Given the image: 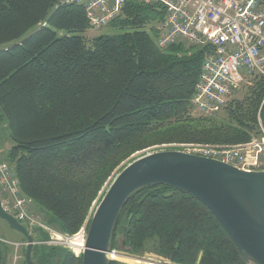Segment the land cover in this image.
Listing matches in <instances>:
<instances>
[{
    "label": "trees",
    "instance_id": "obj_1",
    "mask_svg": "<svg viewBox=\"0 0 264 264\" xmlns=\"http://www.w3.org/2000/svg\"><path fill=\"white\" fill-rule=\"evenodd\" d=\"M164 15L159 4L128 0L109 25L116 34L86 39L90 27L78 4L0 0V123L11 143L6 160L22 195L62 234L82 228L114 172L136 153L168 144L238 145L264 131L262 77L252 78L242 99L227 103L223 119L191 116L205 52L185 43L160 50L156 26ZM122 219L134 254L151 244L169 264H246L212 213L168 186L129 197L110 251ZM5 255L0 240V264ZM60 264H82L81 255L66 252Z\"/></svg>",
    "mask_w": 264,
    "mask_h": 264
},
{
    "label": "built area",
    "instance_id": "obj_2",
    "mask_svg": "<svg viewBox=\"0 0 264 264\" xmlns=\"http://www.w3.org/2000/svg\"><path fill=\"white\" fill-rule=\"evenodd\" d=\"M128 0H63L82 6L91 29L108 27L119 18ZM159 4L165 11L156 26L161 49L185 43L204 49L201 72L191 98L192 110L211 116L224 110L247 78H264V5L261 0H136ZM209 50V51H208ZM251 85V82L247 83ZM2 149L0 148V154ZM186 154L221 162L244 172H264V131L248 143L213 146L187 145ZM3 208L25 227L40 226L22 195L12 165L0 160V197ZM27 228V227H26ZM87 227L72 237L56 235L54 244L78 240L84 247ZM80 248L81 252H83ZM75 251V250H74ZM79 256V255H78ZM115 251L107 255L116 260Z\"/></svg>",
    "mask_w": 264,
    "mask_h": 264
},
{
    "label": "water",
    "instance_id": "obj_3",
    "mask_svg": "<svg viewBox=\"0 0 264 264\" xmlns=\"http://www.w3.org/2000/svg\"><path fill=\"white\" fill-rule=\"evenodd\" d=\"M155 185L196 198L220 223L244 263L264 264V172H244L180 151L141 157L115 178L89 223L82 264L110 263L111 236L123 206L134 192ZM0 219L26 240L25 263L34 264L32 237L4 210L1 200Z\"/></svg>",
    "mask_w": 264,
    "mask_h": 264
},
{
    "label": "rangeland",
    "instance_id": "obj_4",
    "mask_svg": "<svg viewBox=\"0 0 264 264\" xmlns=\"http://www.w3.org/2000/svg\"><path fill=\"white\" fill-rule=\"evenodd\" d=\"M36 31V28L31 29L23 38H27L31 34ZM117 31L112 27L108 26L100 30L89 29L87 30L83 36L86 39H93L102 35L108 34H116ZM251 78H247L244 83L241 84L240 88L236 91V93L232 96L231 99H242L247 87H249V82H251ZM230 99V100H231ZM191 116L193 118H214L217 120H221L224 118V110L219 113L211 116L202 115L198 112L192 110ZM9 132L8 129L5 132V139L8 140V143L5 140V144L9 145ZM4 140V139H3ZM4 144V143H3ZM191 144H199V145H213V146H229V145H219V144H205V143H183V144H168V145H156L152 146L146 150H143L135 155L131 156L129 160L123 163L116 172H114V176L103 188L102 192L99 194L98 200L93 204V207L90 211L89 217L87 218L84 225L88 228L89 223L95 213L96 208L100 204L102 198L110 188L111 184L115 180V178L131 163L136 161L137 159L144 157L149 154L165 152V151H183L187 149V145ZM2 161V160H1ZM7 162V160H3ZM3 200H7L6 196L0 197ZM31 212L34 217L39 222L40 226H26L27 231L32 237L33 245L31 252V259L34 264H60L63 255L66 252H71L75 256L81 255V250H75L69 248L68 244H54L57 240L56 235L60 236L62 233L57 230L55 227L51 226L48 223L47 214L40 209L34 202L30 204ZM83 225V226H84ZM82 226V227H83ZM126 221L122 219L121 223L117 227L116 232V243H115V253H116V262L119 264H169V262L153 253L151 250V244L147 246V250L141 254H134L131 248L125 243V233H126ZM87 231H85V235ZM72 237V236H70ZM0 240L4 243V253L5 260L4 264H26L25 263V253L27 250L26 240L17 232L10 229L8 224L0 219ZM78 244V240H76ZM75 250V251H74ZM113 250V251H114ZM48 253V254H46ZM50 255V256H47ZM138 262V263H137Z\"/></svg>",
    "mask_w": 264,
    "mask_h": 264
},
{
    "label": "crops",
    "instance_id": "obj_5",
    "mask_svg": "<svg viewBox=\"0 0 264 264\" xmlns=\"http://www.w3.org/2000/svg\"><path fill=\"white\" fill-rule=\"evenodd\" d=\"M6 130H7V125L5 124V122H1L0 123V148L2 149V152L0 154V160H2V161L3 160L6 161L7 153L9 151L10 147H11L10 141H9V145L8 144L7 145L5 144V140L8 143V140L5 139V132H6Z\"/></svg>",
    "mask_w": 264,
    "mask_h": 264
},
{
    "label": "bare ground",
    "instance_id": "obj_6",
    "mask_svg": "<svg viewBox=\"0 0 264 264\" xmlns=\"http://www.w3.org/2000/svg\"><path fill=\"white\" fill-rule=\"evenodd\" d=\"M160 50H161V49H160ZM71 245H73L74 247H76L75 250H79L80 248L82 249V247H83L82 243H80V241H79L78 244H77L76 240H72ZM137 263H138V262H137ZM150 264H151V263H150Z\"/></svg>",
    "mask_w": 264,
    "mask_h": 264
}]
</instances>
